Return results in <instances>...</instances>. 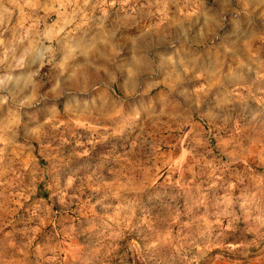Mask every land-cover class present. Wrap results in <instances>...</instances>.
<instances>
[{"label": "rangeland", "instance_id": "rangeland-1", "mask_svg": "<svg viewBox=\"0 0 264 264\" xmlns=\"http://www.w3.org/2000/svg\"><path fill=\"white\" fill-rule=\"evenodd\" d=\"M0 264H264V0H0Z\"/></svg>", "mask_w": 264, "mask_h": 264}]
</instances>
